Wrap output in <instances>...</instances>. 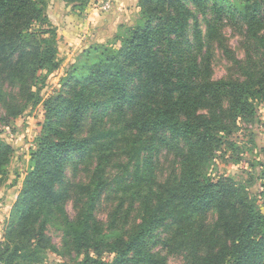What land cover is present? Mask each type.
Masks as SVG:
<instances>
[{
    "label": "trees",
    "instance_id": "16d2710c",
    "mask_svg": "<svg viewBox=\"0 0 264 264\" xmlns=\"http://www.w3.org/2000/svg\"><path fill=\"white\" fill-rule=\"evenodd\" d=\"M90 1L65 0L81 10ZM48 6L0 0V88L43 107L37 147L4 224L0 264H41L55 248L53 223L65 226L66 246L94 253L73 264H171L175 255L185 264H264V209L251 186L206 171L237 123L254 114V102L264 100V0L243 9L230 0H138L135 23L83 49L59 90L45 97L48 74L41 71L62 66ZM226 18L242 23L243 59L224 38ZM216 49L238 77L214 78ZM15 151L0 138V187ZM165 151L178 168L160 181ZM120 153L129 164L108 183L103 172ZM94 162L92 179L76 182ZM259 165L264 186V161ZM106 191L119 196L115 234L107 235L95 218ZM71 199L84 205L75 219L66 210Z\"/></svg>",
    "mask_w": 264,
    "mask_h": 264
},
{
    "label": "rangeland",
    "instance_id": "374dc122",
    "mask_svg": "<svg viewBox=\"0 0 264 264\" xmlns=\"http://www.w3.org/2000/svg\"><path fill=\"white\" fill-rule=\"evenodd\" d=\"M101 0H91L86 9L81 10L76 8L73 3L69 4L65 0H49L48 15L55 25L56 18L54 17V10H68L70 14L80 15L85 12L87 8L95 9L101 16L111 13L115 10L117 12L113 16L116 21L121 19V23L125 25H133L139 16L138 0H112V9L105 12L97 8ZM233 6L238 9H243L248 0H230ZM119 4V5H118ZM118 5V6H117ZM112 14V13H111ZM87 15V14H86ZM88 16L84 17L83 22L78 26V33L87 32V37L90 39L92 34V24L87 23ZM118 17V18H117ZM116 25V22L114 23ZM203 25V24H202ZM57 26V25H56ZM72 26V25H71ZM118 27V26H117ZM223 35L225 40L229 43L235 55L243 59L245 51L242 45L243 29L242 23L234 22L228 18L223 23ZM60 57L62 59V66L59 70L48 73L47 70L41 71L43 74H48L47 86L42 94L47 97L59 90L61 79L66 76L67 72L77 66L76 62L79 53L78 51L73 57L71 53H67V46L62 48L65 40L61 33L62 28L58 27ZM60 28V29H59ZM73 30L72 28H70ZM125 29V28H124ZM113 29H107L104 36L95 43H107L108 40H113L114 35H111ZM105 36L107 39L103 40ZM82 43V40H78ZM72 51V48L71 50ZM81 60V59H80ZM84 62V63H83ZM80 64H85L81 60ZM80 68V67H77ZM80 72V70H79ZM213 73L215 79L226 78L230 76L238 77L237 70L232 69L231 62L226 58L224 53L216 49L213 58ZM29 104V105H28ZM19 109L20 113L14 115L12 110ZM43 121V107L42 105L34 106L31 102L26 103L22 100L20 95H16L10 87L3 86L0 88V138L5 142L11 144L16 149L13 159L8 166V181L0 187V240L4 232V224L10 215L12 206L20 193L21 185L30 167V153L31 150L37 147V140L41 132V123ZM90 122L86 130L90 127ZM264 148V100L259 98L254 102V114L242 118L234 127V131L227 137V144L223 145L222 150L218 152L217 157L208 166L207 173L213 178L217 179L223 175L229 176L241 184L251 186V189L256 195L259 204L264 209V186L260 178L261 167L259 163L264 161L262 149ZM129 157L126 153H120L115 156L113 162L103 172V177L110 183L117 176L121 175L125 166L129 163ZM97 163L94 162L90 169H83L75 177L78 183H87L92 179L94 167ZM157 175L160 181L167 179L169 175H175L178 168V161L170 152H163L158 162ZM132 167V163L129 168ZM71 172L68 174V179L72 180ZM114 186V184H113ZM119 196L113 191H106L103 193L95 210V218L98 226L102 228V232L107 234H115V229L110 226L112 222V214L117 210L119 205ZM86 201V197H82ZM84 205L81 200L71 199L66 204V210L71 218H77L83 209ZM128 205L124 206V210L128 209ZM137 216L133 211L130 217L126 218V223H132ZM213 220L214 216L210 215ZM123 222V217L119 223ZM48 234L51 237V242L55 248L47 250L46 258L41 264H73L80 262L88 255L93 256V251L79 254L75 252L70 245H65V226L60 223H53L48 228ZM106 258L113 260L114 255H108ZM171 264H185L184 259L180 255L170 256Z\"/></svg>",
    "mask_w": 264,
    "mask_h": 264
},
{
    "label": "crops",
    "instance_id": "0c3cea01",
    "mask_svg": "<svg viewBox=\"0 0 264 264\" xmlns=\"http://www.w3.org/2000/svg\"><path fill=\"white\" fill-rule=\"evenodd\" d=\"M119 5V4H118ZM117 5V6H118ZM117 10L114 9L113 12L105 14V16H101L95 9L93 8H87L85 12H82L80 15H75L76 17H73V14H70L68 10H54V17L56 18V21L54 22L55 25L62 28V34L65 37V40L63 41L64 45H62V48L67 46V53H71L70 57H73L78 51H81L85 49L88 45L91 43L97 42L101 36H104L107 32V29L112 30L111 35H114L117 31V26L119 23H121V19H117L119 23L116 21L113 16ZM87 14V15H86ZM88 16L87 23L92 24V34L93 36L89 39L86 34L78 33L79 30L78 26L83 22L84 17ZM118 18V17H117ZM85 21V19H84ZM116 22V25L114 24ZM73 26V30L70 29ZM59 28V29H60ZM108 36H105L103 40L107 39ZM78 40H82V43H79ZM72 48V51H70Z\"/></svg>",
    "mask_w": 264,
    "mask_h": 264
},
{
    "label": "built area",
    "instance_id": "2783aa9c",
    "mask_svg": "<svg viewBox=\"0 0 264 264\" xmlns=\"http://www.w3.org/2000/svg\"><path fill=\"white\" fill-rule=\"evenodd\" d=\"M112 6H113V3H112V0H101L99 3H98V6L97 8L101 11H109L112 9Z\"/></svg>",
    "mask_w": 264,
    "mask_h": 264
}]
</instances>
